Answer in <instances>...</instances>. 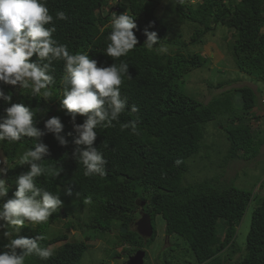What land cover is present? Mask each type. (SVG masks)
Masks as SVG:
<instances>
[{
	"label": "trees",
	"instance_id": "16d2710c",
	"mask_svg": "<svg viewBox=\"0 0 264 264\" xmlns=\"http://www.w3.org/2000/svg\"><path fill=\"white\" fill-rule=\"evenodd\" d=\"M216 27L230 31L237 70L264 83V0H0V264H81L96 239L112 257H145L156 215L168 238L188 244L183 264H264V180L253 194L223 171L260 154V88L207 103L182 88L208 59L193 47ZM219 114L224 149L205 136ZM212 150L223 151L216 162ZM189 161L214 172L203 164L212 174L193 179ZM251 201L241 246L236 227ZM141 212L153 224L147 239L134 228ZM58 221L94 239H69L53 231ZM174 248L159 264L175 262Z\"/></svg>",
	"mask_w": 264,
	"mask_h": 264
},
{
	"label": "rangeland",
	"instance_id": "374dc122",
	"mask_svg": "<svg viewBox=\"0 0 264 264\" xmlns=\"http://www.w3.org/2000/svg\"><path fill=\"white\" fill-rule=\"evenodd\" d=\"M114 1H109V5H113ZM115 9H112V11ZM225 35V36H224ZM225 37H230V31H226L225 28H217L214 29L213 33L206 36L205 43L203 45H195L193 48L200 51V54L203 57L208 58L205 64L198 67L197 69L192 70L185 79V82L182 86L183 91L192 97L196 98L200 102L207 103L211 98L217 96L222 90L237 87L241 85H248L251 88L255 89L256 86L260 88V92L257 94L258 96V109L262 111V115L258 120H253V126L256 131L261 132V136L264 138V83L263 82H253L250 80L249 75L239 72L237 68L233 65L231 59L225 52V44L226 39ZM14 57V56H13ZM12 59V58H10ZM11 62V60H10ZM215 69H220L222 72L217 74ZM220 79H230L231 82L224 87H217L215 84ZM212 84V86L210 84ZM234 103L240 104L239 97H235L233 100ZM260 110H253V114L259 115L261 112ZM224 121L223 115H218L217 119L213 122H210L206 126V142L207 144L212 143L214 147H216V142H220V147L224 149L226 145V140L224 138L223 127L226 123H221ZM228 121V120H227ZM218 146V145H217ZM223 151H220L219 155H216L215 150L211 151L212 161H218V156H223ZM260 160V161H259ZM263 160V162L261 161ZM3 156L0 153V170L3 168ZM191 161V160H190ZM190 174L192 173L191 178L196 179L203 176H210L212 174L213 169L215 166L210 163V161H194L190 162ZM203 164L206 165V168L209 167L212 169L208 171L202 170ZM213 166V167H212ZM223 169L224 171V178L229 181L228 183L233 184L239 189L243 190H253L258 191L259 184L264 180V144L261 146L260 154L253 159L243 160V159H232L229 160ZM190 178V179H191ZM232 179V180H230ZM260 189H259V191ZM65 202V201H64ZM66 205V204H65ZM63 206L61 207H65ZM254 207V202L251 201L245 212L241 218L240 223L236 227V241L241 246H244L246 235L250 227L251 221V213ZM66 219L67 216H63ZM74 217V216H73ZM65 221H58L55 224H52L51 227L53 231L61 230L68 234L69 239H84V236L90 235L92 239H94L95 233L86 231L81 232L80 228H70L66 226ZM164 220L161 215H156L155 217V239L151 246L147 247L146 251L148 256L144 257V262L147 261L148 264H159L157 261L159 252H162L163 248L167 249L171 242L175 241L179 244L180 249L174 248L172 251L173 254L176 253L178 258L175 260L173 264L179 263L183 264L184 256H190V249L187 246L188 244L178 237L176 234H173L168 238V236L164 232ZM171 241V242H170ZM88 248L86 249L85 253L83 254L81 264H96L98 261H103L102 264H125L127 258L123 255L119 256H110L107 254L105 248H108V244L105 242L104 239H96V240H88ZM60 244V242L58 243ZM52 245L50 248H53ZM110 247V246H109ZM111 254L113 251L110 252ZM182 255V256H181ZM192 258V256H191ZM189 258L188 261L189 262ZM181 261V262H179ZM192 261V260H191ZM193 264L194 260L192 261ZM172 264V263H171ZM190 264V263H188Z\"/></svg>",
	"mask_w": 264,
	"mask_h": 264
},
{
	"label": "water",
	"instance_id": "95a60500",
	"mask_svg": "<svg viewBox=\"0 0 264 264\" xmlns=\"http://www.w3.org/2000/svg\"><path fill=\"white\" fill-rule=\"evenodd\" d=\"M145 201L140 203L143 206ZM134 228L136 232L144 238H148L152 235V225L150 221V216L145 213L141 212L140 216L134 221ZM120 230L122 232H126L125 227H121ZM144 255L145 250L138 249L135 251L134 254L130 255L126 261V264H143L144 263Z\"/></svg>",
	"mask_w": 264,
	"mask_h": 264
},
{
	"label": "clouds",
	"instance_id": "9594fccd",
	"mask_svg": "<svg viewBox=\"0 0 264 264\" xmlns=\"http://www.w3.org/2000/svg\"><path fill=\"white\" fill-rule=\"evenodd\" d=\"M64 218V217H63ZM153 233V232H152ZM141 236V235H140ZM142 237V236H141ZM144 238V237H143ZM149 238V237H148ZM144 239H147V238H144ZM127 259H128V257H127ZM127 261V260H126ZM125 264H126V262H125Z\"/></svg>",
	"mask_w": 264,
	"mask_h": 264
},
{
	"label": "bare ground",
	"instance_id": "6f19581e",
	"mask_svg": "<svg viewBox=\"0 0 264 264\" xmlns=\"http://www.w3.org/2000/svg\"><path fill=\"white\" fill-rule=\"evenodd\" d=\"M153 225V224H152Z\"/></svg>",
	"mask_w": 264,
	"mask_h": 264
}]
</instances>
